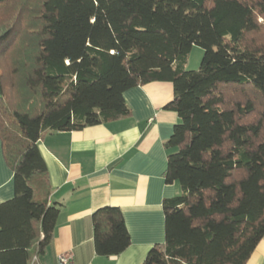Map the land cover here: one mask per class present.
Listing matches in <instances>:
<instances>
[{"label": "trees", "instance_id": "1", "mask_svg": "<svg viewBox=\"0 0 264 264\" xmlns=\"http://www.w3.org/2000/svg\"><path fill=\"white\" fill-rule=\"evenodd\" d=\"M193 46L204 53L187 71ZM156 82L173 88L165 181L182 192L163 202L164 244L142 264L246 263L264 236V0H0V144L14 182L0 264H36L53 237L59 210L34 198L48 194L42 135L126 117L123 94ZM92 225L97 255L128 248L118 208Z\"/></svg>", "mask_w": 264, "mask_h": 264}, {"label": "crops", "instance_id": "2", "mask_svg": "<svg viewBox=\"0 0 264 264\" xmlns=\"http://www.w3.org/2000/svg\"><path fill=\"white\" fill-rule=\"evenodd\" d=\"M126 117L72 132H46L38 142L48 190L35 194L56 206L53 237L36 264H58L69 255L73 264H142L148 252L165 240L162 205L182 192L166 183L167 151L177 115L165 107L173 100L168 82L150 83L123 94ZM40 186V182L36 184ZM14 196L13 174L0 144V204ZM118 208L129 235L118 256L95 252L92 215ZM245 264H264V236Z\"/></svg>", "mask_w": 264, "mask_h": 264}, {"label": "rangeland", "instance_id": "3", "mask_svg": "<svg viewBox=\"0 0 264 264\" xmlns=\"http://www.w3.org/2000/svg\"><path fill=\"white\" fill-rule=\"evenodd\" d=\"M203 50L199 47L193 46L188 53L185 60V70L187 71H197L203 56Z\"/></svg>", "mask_w": 264, "mask_h": 264}, {"label": "built area", "instance_id": "4", "mask_svg": "<svg viewBox=\"0 0 264 264\" xmlns=\"http://www.w3.org/2000/svg\"><path fill=\"white\" fill-rule=\"evenodd\" d=\"M36 262V259L33 260ZM58 264H73L69 255H61L58 258Z\"/></svg>", "mask_w": 264, "mask_h": 264}]
</instances>
